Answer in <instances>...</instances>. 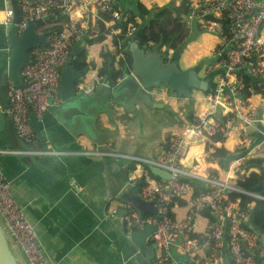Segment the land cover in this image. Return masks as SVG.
<instances>
[{
    "label": "built area",
    "instance_id": "built-area-1",
    "mask_svg": "<svg viewBox=\"0 0 264 264\" xmlns=\"http://www.w3.org/2000/svg\"><path fill=\"white\" fill-rule=\"evenodd\" d=\"M0 3V25L8 29L14 18L11 2L0 0ZM15 3L18 9L17 36L35 20L46 19L41 25L46 23L50 30L42 31L46 33V44L29 49L30 58L20 71L22 84L15 85L10 79L6 81L7 102L4 107L0 105V117H7L24 146L0 149V153L21 156H60L74 152L111 155L107 151L80 152L52 147L49 140L34 129L30 114L33 113L37 121L41 120L50 105L60 102V80L68 55L83 42L85 32L88 40L85 45L96 43L89 42L99 33L95 20L103 21L106 29L102 34L104 39L98 42L103 45L104 40H110L115 44V36L117 44L114 47L122 57L123 39L118 36L120 28L113 24L114 20L128 17L129 11L123 8L125 0H15ZM100 13H109L110 19L103 20ZM184 21L189 27L198 25L217 36L215 47L199 69L201 76L214 74L215 87L213 93L199 97L204 101L201 113L182 130L173 132L155 157L148 160L128 157L135 164L129 180H136L138 196L154 202L157 211L154 214L141 213L125 202V219L135 230L155 224L147 238L154 246L152 264H183L179 257L189 258L205 245L209 250L206 259H196L195 264H220L224 252L230 264H256L259 256L264 258V252L260 248L258 230L248 225L251 205L241 207L239 199L232 201L228 195L231 192L244 193L263 200L264 196L244 191L228 177L220 178L216 170L200 175L191 165L195 154H190V148L200 144L202 149L196 155L210 162L209 153L235 134L239 137L236 148L246 145L247 150L245 156L231 160L228 167L236 164L243 169L249 151L264 152V36L261 33L264 0H192ZM41 25L36 27L39 33ZM133 31L134 27L129 23L124 37L130 38ZM6 52L8 55V46ZM255 86L262 92H255ZM77 87L81 85L77 84ZM141 162L144 166L139 164ZM149 166L166 171L169 178L153 174ZM261 167L264 170V163ZM249 169H244V174ZM193 179L202 181L204 188L198 190L186 214L175 217L172 208L179 197L192 191L189 180ZM11 187V181L0 172V220L9 233L6 235L12 246L20 251L24 264H49L34 227L14 199ZM204 208L210 210L213 220L207 231L198 237L194 235V221Z\"/></svg>",
    "mask_w": 264,
    "mask_h": 264
},
{
    "label": "crops",
    "instance_id": "crops-1",
    "mask_svg": "<svg viewBox=\"0 0 264 264\" xmlns=\"http://www.w3.org/2000/svg\"><path fill=\"white\" fill-rule=\"evenodd\" d=\"M1 7L0 3V10ZM261 33L264 36V25ZM96 44L99 46L97 49L94 48ZM6 47L4 31L0 25V66L1 61L7 58ZM105 47L111 51L115 49L110 40H104L103 45L101 42H96L91 46L85 45L92 68L87 70L90 72V81L98 82L99 80L96 74L100 63L99 53ZM198 61L197 64H200L206 60ZM180 64L183 67L196 65H186L185 59L181 57ZM117 65L115 61L113 67ZM119 69L123 68L118 67L120 73ZM79 80L85 83L89 81L86 76L83 77V80ZM151 93L149 102L138 101L132 110L115 109L111 119H107L103 115L100 116L97 126L104 131H113L114 133L109 141V149L106 150L112 153L111 155H84L74 152L60 156H21L0 153V172L11 181L12 195L33 225L39 246L49 264H152L153 257L149 263H146V253L148 254L146 249L135 248L129 240L128 234L134 229L128 226L125 215L120 217L116 214L118 209L125 204L117 196L123 187L131 188L136 182V180H129L135 164L128 157L138 156L142 159H152L166 145L168 139H164L157 147L158 151L154 153L149 152L146 145L137 147L134 144L135 138H138L137 129L130 122L134 120L135 116L147 115L150 112L149 105L155 102L152 99L153 95L173 98L172 95L164 91L157 92L152 89ZM203 108L204 104L202 110ZM200 113L194 114L192 119ZM125 115L130 117L127 124L122 122ZM8 124L7 117H0V149L22 148L23 143L16 137ZM177 131L179 130L173 132ZM42 133L54 148L80 152H105L91 143H86L82 150H73L65 145L63 140L51 139L46 135V132ZM254 138L256 139L255 135ZM238 139V136L231 134L218 147L224 146L228 150H235L238 147L236 145ZM201 149L200 144H195L190 148V154H195L194 162L191 165L200 175H207L216 170L220 178L228 177L234 183L239 176H247L250 172L258 170L253 167L244 174L243 167L236 164L222 170L218 164L205 162L198 157L196 153L198 154ZM257 156L264 158V152L249 151L246 159ZM139 164L144 166L142 162ZM138 191L137 184L136 195H139ZM191 195L192 191L178 198L176 206L172 208V214L175 217H183L186 214L189 203L193 199ZM208 226L209 222L201 212L194 221V235L199 237L207 231ZM258 233L260 248L264 252V230H258ZM150 244L147 239L145 247ZM11 247L20 253L16 247L12 245ZM208 252L205 245L188 259L193 263L196 259L204 260ZM20 259H22L21 253ZM220 264H230L225 252ZM256 264H264V258L259 256Z\"/></svg>",
    "mask_w": 264,
    "mask_h": 264
},
{
    "label": "water",
    "instance_id": "water-1",
    "mask_svg": "<svg viewBox=\"0 0 264 264\" xmlns=\"http://www.w3.org/2000/svg\"><path fill=\"white\" fill-rule=\"evenodd\" d=\"M14 13L13 24L4 31V40L9 48L7 58L1 61L0 87H4L7 79L15 85H21L20 71L25 62L30 58L29 49L46 44L45 32H37L36 27L44 20H35L16 35V23L18 21V9L15 0H10ZM138 31L135 37L129 38L126 50L132 57L130 68L121 69L116 78H112V66L109 65L108 74L100 81L80 82L83 80L87 69L76 71L71 62L73 56L85 48L87 40L84 33L83 42L69 53L65 67L62 71L59 97L60 102L50 105L44 112L41 120L30 114V122L34 129L43 136L46 132L51 139L59 138L64 144L73 150H82L86 143L93 144L99 150L109 149V141L113 131H104L97 126V121L103 115L111 119L115 109L129 111L134 108L136 102H149L152 87L165 84L170 92L189 97L190 89H197L202 94L213 93L215 82L213 74L199 75V65L183 68L180 64L181 50L156 51L147 50L140 42ZM168 59V60H167ZM167 60V61H166ZM77 81L81 87H77ZM0 105L4 107L0 97ZM154 105H159L154 103ZM50 119V120H49ZM48 121V122H47ZM46 124V125H45ZM49 126H48V125ZM9 128L13 131L11 123ZM150 171L162 178L168 179L169 173L154 166H149ZM137 182L132 187L125 186L117 196L118 199L128 202L141 213H156L157 206L152 201H147L135 194ZM117 216L123 217L126 209L120 207ZM155 229V224L145 225L139 230H132L128 234L129 240L135 248L146 249V263H149L154 253L152 244L145 247L147 238ZM183 264H195L187 257H179ZM0 264H19L18 259L9 243V239L0 224Z\"/></svg>",
    "mask_w": 264,
    "mask_h": 264
},
{
    "label": "trees",
    "instance_id": "trees-1",
    "mask_svg": "<svg viewBox=\"0 0 264 264\" xmlns=\"http://www.w3.org/2000/svg\"><path fill=\"white\" fill-rule=\"evenodd\" d=\"M189 5V0H172L168 1V5H164L161 8L152 7L148 9L141 4L140 0H137L136 2L125 0L123 8L129 11V15L125 20H114L113 24V26L120 28L118 36L123 39L120 49L122 57L118 55L119 50H116V48L114 51L109 50L107 47L101 49L99 53L100 63L96 70V74L99 79L98 82H100L108 74L109 65H112L113 79V74L119 73L118 70H115L113 67L115 61L119 66L123 65L125 67L123 69L130 68L132 57L126 50V43L129 38L124 37L129 23L134 27L133 34L130 38L135 37L137 32L140 31V42L147 50L154 49L159 52L169 51V54H171L180 49L181 57L184 42L192 35L191 30L193 31L192 33H200L202 30L198 25H192L189 27L184 22L185 16L189 13ZM100 16L103 20L110 19L109 13H100ZM224 23H226V21H224ZM95 26H99V33L95 38L89 39V42H98L104 39L102 34L106 31V29L103 21L95 20ZM113 40L115 44H117L115 36L113 37ZM87 41L88 40H86V42ZM71 65L76 71H83L84 69L89 71L92 69L88 60V50L84 48L78 51L73 56ZM151 89H154V87ZM255 92L262 91L258 86H255ZM173 93L177 94L176 92ZM0 97L3 100V103L6 104L5 86L0 87ZM192 116L193 115L188 114L189 122L193 121ZM129 121L130 117H128V115L123 116L122 122L124 124H127ZM246 150L247 148L245 147H239L235 150H228L224 146L217 147L209 153L208 160L218 164L221 169H227L230 161L235 158L245 156ZM262 163H264V158H262V156L246 159L244 169L256 167L259 168V171H252L247 176H239L234 183L244 191L264 196V170L261 167ZM189 181L192 186L191 198H194L198 190L204 188V184L199 179ZM228 197L232 201L239 199V205L241 207H246L247 205L252 204L248 225L252 226L256 230H264L263 199L235 192L229 193ZM202 215L209 223L213 220V216L208 208H204L202 210ZM18 262L19 264H24L23 258L18 260Z\"/></svg>",
    "mask_w": 264,
    "mask_h": 264
},
{
    "label": "rangeland",
    "instance_id": "rangeland-1",
    "mask_svg": "<svg viewBox=\"0 0 264 264\" xmlns=\"http://www.w3.org/2000/svg\"><path fill=\"white\" fill-rule=\"evenodd\" d=\"M140 2L148 9L152 7L161 8L164 5H168V0H140ZM39 28L41 32L50 30V27H47L46 23ZM5 30L3 28V31ZM192 32L191 30V37L184 42L183 53L181 55V58L185 59L186 65L197 64L198 60V62H204L217 42V36L213 32L206 30H201L200 33ZM98 47V44H96L94 48L97 49ZM118 67L125 68L123 65H117L114 69L118 70ZM85 76L90 81V72H86ZM153 90H157V92L164 91L172 95L173 98L169 99L168 97L153 95L152 99L155 102L149 105L150 112L147 115L135 116L134 120L130 123L137 129L138 138H135L134 144L137 147L146 145L147 150L154 153L158 151L157 147L160 146L162 141L169 138L173 131L185 127L189 122L188 114L197 115L202 111L204 101L199 99L202 93L193 88L189 91V97L168 92L164 84L154 87ZM154 103H158L159 105L154 106ZM0 224L4 231L7 232L6 234L9 235L1 220ZM13 251L17 259L20 260V253L16 250Z\"/></svg>",
    "mask_w": 264,
    "mask_h": 264
},
{
    "label": "flooded vegetation",
    "instance_id": "flooded-vegetation-1",
    "mask_svg": "<svg viewBox=\"0 0 264 264\" xmlns=\"http://www.w3.org/2000/svg\"><path fill=\"white\" fill-rule=\"evenodd\" d=\"M202 64H203V63H200V64H198V65H199V67H201V66H202ZM181 67H183V66H181ZM183 68H186V67H183ZM79 84H80V83H79ZM149 91H150V92H152V89H149ZM151 94H152V93H151Z\"/></svg>",
    "mask_w": 264,
    "mask_h": 264
},
{
    "label": "clouds",
    "instance_id": "clouds-1",
    "mask_svg": "<svg viewBox=\"0 0 264 264\" xmlns=\"http://www.w3.org/2000/svg\"><path fill=\"white\" fill-rule=\"evenodd\" d=\"M185 22V21H184ZM104 151H106V150H104Z\"/></svg>",
    "mask_w": 264,
    "mask_h": 264
}]
</instances>
